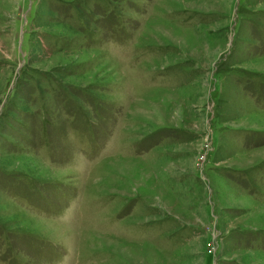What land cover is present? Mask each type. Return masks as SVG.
Masks as SVG:
<instances>
[{
  "label": "rangeland",
  "instance_id": "1",
  "mask_svg": "<svg viewBox=\"0 0 264 264\" xmlns=\"http://www.w3.org/2000/svg\"><path fill=\"white\" fill-rule=\"evenodd\" d=\"M0 264H264V0H0Z\"/></svg>",
  "mask_w": 264,
  "mask_h": 264
}]
</instances>
